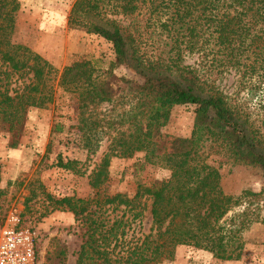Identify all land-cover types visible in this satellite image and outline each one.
Instances as JSON below:
<instances>
[{"label":"trees","instance_id":"16d2710c","mask_svg":"<svg viewBox=\"0 0 264 264\" xmlns=\"http://www.w3.org/2000/svg\"><path fill=\"white\" fill-rule=\"evenodd\" d=\"M2 9L1 60L12 72L32 77L16 96L0 93V119L9 131H17L32 109L54 103L57 90H62L78 98V124H57L54 132L82 133L89 156L99 152L104 139L111 141L109 152L89 176L95 193L91 197L57 199L40 186L41 197L48 203L43 216L71 212L84 230L77 264H162L172 260L181 246L203 250L219 260H239L242 243L239 249L231 248L247 221L242 229H235L224 220L243 197L223 193L219 170L205 162L198 147L206 138L225 148L235 161L264 172V131L255 126L252 112L234 104L206 75L188 65L186 54L201 55L208 65L239 75L247 89L259 92L257 108L264 119V0H77L69 24L112 44L116 63L141 80L138 84L123 80L134 93V107L107 117L103 126L96 109L112 102V96L99 73L101 62L68 66L55 89L51 85L55 71L49 62L11 42L18 6L10 13ZM138 18L146 20L151 35L157 32L166 42L146 48L140 28L125 23ZM174 107L194 109L189 139L159 133ZM127 124H136L137 131L122 133ZM138 152H145L151 164H165L172 172L170 178L159 185L140 184L133 198L100 196L112 159L132 158ZM80 165L65 161L62 155L55 164L83 176ZM37 196L31 190L27 208ZM145 211L151 215L152 232L127 240Z\"/></svg>","mask_w":264,"mask_h":264},{"label":"rangeland","instance_id":"374dc122","mask_svg":"<svg viewBox=\"0 0 264 264\" xmlns=\"http://www.w3.org/2000/svg\"><path fill=\"white\" fill-rule=\"evenodd\" d=\"M76 1L0 0V7L2 12L10 13L13 7L18 6L13 14L15 23L11 42L29 48L49 62L55 71L51 84L55 89L60 75L68 66L85 61L101 62L99 73L112 96V102L96 109V117L103 126L107 117L114 118L134 107V93L123 80L128 79L134 84L141 80L116 63L112 44L69 24ZM125 23L140 28L146 48L150 50L166 42V38H161L157 32L151 35L153 30L148 29L143 18L125 20ZM186 55L188 65L206 75L234 104L252 112L255 126L264 131L263 115L257 108L259 92L247 89L235 72L212 67L201 55ZM31 78L30 75L12 72L0 57V93L14 97L30 84ZM78 116V98L57 90L54 103L32 109L17 131L10 132L9 126L0 119V242L9 230L30 234L34 264H77L84 230L71 212L55 211L43 216L48 203L41 197L40 186L57 199H87L95 194L89 184V176L109 152L111 141L104 139L99 152L89 156L83 146L82 133L76 130L63 134L54 132L57 124L77 125ZM194 120L193 108L174 107L159 133L169 138L189 139L194 131ZM145 124L146 120L143 121ZM137 129L136 124H127L121 132L130 134ZM198 150L206 163L219 170L223 193L237 199L243 197L242 203L224 220L226 226L231 224L235 229H242L247 221L239 240L231 248L237 249L239 242L242 243V248L237 251L240 258L237 261L219 260L203 250L181 246L175 250L172 260L162 264H264V172L235 161L225 148L206 138L199 143ZM61 155L65 161L80 162L79 169L86 174L74 175L55 166ZM171 175L165 164L158 161L149 163L145 152L135 153L132 158H113L109 179L100 190V196L122 194L133 198L140 184L159 185ZM31 190H36L38 196L27 208ZM246 193L261 196L250 197ZM117 214L122 215L120 211ZM152 227L151 215L145 211L133 227L135 230L129 231L127 240L135 241L150 234Z\"/></svg>","mask_w":264,"mask_h":264},{"label":"built area","instance_id":"2783aa9c","mask_svg":"<svg viewBox=\"0 0 264 264\" xmlns=\"http://www.w3.org/2000/svg\"><path fill=\"white\" fill-rule=\"evenodd\" d=\"M32 236L9 230L0 242V264H34Z\"/></svg>","mask_w":264,"mask_h":264}]
</instances>
